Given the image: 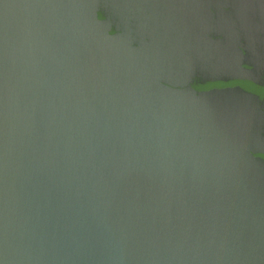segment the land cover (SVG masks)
I'll use <instances>...</instances> for the list:
<instances>
[{"label": "water", "instance_id": "obj_1", "mask_svg": "<svg viewBox=\"0 0 264 264\" xmlns=\"http://www.w3.org/2000/svg\"><path fill=\"white\" fill-rule=\"evenodd\" d=\"M0 264H264V0H0Z\"/></svg>", "mask_w": 264, "mask_h": 264}]
</instances>
